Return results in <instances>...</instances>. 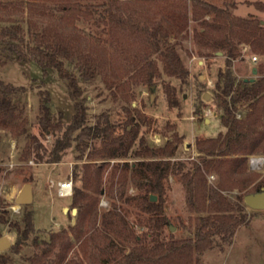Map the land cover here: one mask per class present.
<instances>
[{"label":"trees","instance_id":"1","mask_svg":"<svg viewBox=\"0 0 264 264\" xmlns=\"http://www.w3.org/2000/svg\"><path fill=\"white\" fill-rule=\"evenodd\" d=\"M145 1L153 3L156 0H97L86 5L83 12L103 23L110 42L118 49L122 52L127 50L133 80L148 86L155 84L161 71L182 83L188 81V69L170 37L172 33L185 29L187 19L194 22L196 25L191 30L198 53L209 55L220 51L224 56L225 69L218 70L213 92L224 131L211 138H196L194 147L198 154L196 160L187 166L182 161H171L183 140L181 134L175 133L161 146H150L140 136L136 115L129 109L125 120L115 121L101 114L93 125H87V107L78 77L90 81L101 72L97 57L81 47L71 34L55 25L45 24L38 28L29 22L23 29L18 21L7 19L9 23L0 24V44L14 52L20 61L28 57L40 67L54 68L65 82L76 110L63 129L61 120H53L50 108L43 104L41 134L46 131L53 135L61 133L55 136L45 160L42 154L46 152L45 146L37 135H32L23 146L19 161L26 163L32 157L34 163L59 162L64 150L75 141L76 159L86 156L81 165L82 185L76 187L71 195L72 206L77 208V219L70 230L77 238L80 239V231L89 219L91 228L98 231L99 239L103 238L106 243L102 242L109 249L120 250L116 237L133 238L129 252L123 254V260L118 264H200L199 254L212 245L215 237L228 243L236 229L245 223L243 195L264 186V175L256 181L258 177L249 169L247 162L249 155L264 153V21L237 16L209 0H169L162 6L167 9L164 20L168 26H165L162 18L152 17L153 9ZM253 4L264 10L263 2ZM61 8L81 11L76 2ZM0 21L5 20L0 18ZM242 44L248 45L249 52L260 57L259 62L252 66L255 69L253 77L236 78L232 72L231 61L241 55ZM153 55L162 64V70ZM65 62L77 67L78 75L65 67ZM21 90L22 87L0 79V130L14 136L24 134L27 124L22 108L12 98ZM164 93L169 107L179 105L174 86L165 82ZM238 110H242L244 115L238 117ZM139 117L143 118V115L139 114ZM128 157L135 160L129 164L123 162L121 167L112 165L110 175L105 176L106 160ZM96 159L102 161L94 163ZM213 173L216 181L212 184L207 176ZM169 174L182 181L187 206L196 216L190 235L180 239L170 235L162 240L160 235L167 223L164 180ZM72 175H77L74 170ZM30 179L31 175H28L23 182L29 183ZM129 179L137 189L143 190L141 195L123 197V193L118 191V187L128 183ZM234 189L238 192L229 199L227 193ZM151 194L156 200L149 198ZM98 195H105L111 201L109 209H98ZM116 199L128 205L134 204L148 215L154 232L148 242L127 230L128 220L124 214L129 208L118 206ZM19 219L22 226L18 227L19 237L12 245V251H17L20 239L27 238L34 230L32 209L27 205H22ZM66 235L65 230L51 234L42 253L31 257L32 264H62L73 245ZM86 237L85 234L83 239ZM57 247L58 252H55ZM54 252L55 260L50 257ZM8 261V256L0 252V264H8Z\"/></svg>","mask_w":264,"mask_h":264},{"label":"rangeland","instance_id":"2","mask_svg":"<svg viewBox=\"0 0 264 264\" xmlns=\"http://www.w3.org/2000/svg\"><path fill=\"white\" fill-rule=\"evenodd\" d=\"M96 1L0 0V18L5 20L0 21V24L9 23L8 20L12 19L18 21L23 29H26L30 23L38 28L52 24L61 31L71 34L81 47L97 57L101 71L90 81H83L78 77V83L82 87V99L87 107V125H93L101 114H106L115 121L125 120L126 110L129 109L136 115L140 136H143L150 146H161L167 139H172L175 133L181 134L183 140L178 144L175 157L171 158V161H182L190 166V162L196 160L198 154L194 147L195 139L211 138L224 131L220 121V109L217 108L213 96L217 72L219 69H225L224 56L222 53L200 55L191 30L196 24L187 19L185 29L180 33H172L170 40L175 43L180 58L188 69V81L182 83L161 71L160 77L155 79L153 86L135 82L131 76L132 66L129 65L126 56L127 50L122 52L118 49L110 42L103 23L83 12L87 9L86 5ZM167 1L169 0H156L153 3L145 1V4L153 9L152 17L162 18L165 26H168L164 20L167 9L162 6ZM209 1L219 7H226L237 16L255 17L264 21V10L253 4L258 1L264 3V0ZM74 2L79 4L80 12L61 8L62 5H71ZM242 45L241 55L231 61L232 72L236 78L253 77L251 67L255 62H259L260 57L256 55V61H251L250 57L253 54L249 52L248 45ZM152 58L162 70V64L156 56L153 55ZM65 67L78 75V69L72 63L65 62ZM0 79L23 88L12 98L22 108L23 117L27 122L25 133L20 136L0 130V238L5 236L10 242V245L0 249V252L8 256V264H32L31 257L36 253H42L51 234L65 230L66 239L73 245L62 264L120 263L123 254L128 253L133 245V238L116 237L115 242L120 250L109 249L105 245L106 241L103 238L99 239L98 231L91 228L89 219L85 221L80 231V239L77 238V235L70 230V226L75 225L77 219V208L71 203L72 194L63 197L57 195L58 181L71 178L72 193L76 187L82 185L81 165L86 161V156L76 159L78 155V151L75 150L76 142L73 141L71 146L64 150L59 162L34 163L32 157L26 163L19 161L21 150L32 135H37L45 146L46 152L42 153L45 160L55 136L61 133L53 135L46 131L44 135L41 134L43 104L50 108L52 113L50 117L53 120H61L63 129L64 125L71 121V116L76 110L68 96L65 82L58 77L54 68L40 67L28 57L20 61L16 58V54L7 50L3 44H0ZM165 82L174 86L179 101L177 107L167 105L164 93ZM139 114L143 115V118H140ZM243 115L244 112L238 110V117ZM76 133L74 132V135ZM136 145L135 143L134 147ZM251 158L257 159L259 163L252 165ZM134 160L135 158L131 157L106 160L108 167L105 176L110 175L112 165L121 167L123 162L129 164ZM101 161L96 159L94 163ZM247 162L249 169L258 177L256 181L260 180L264 175V153L249 155ZM73 170L77 174L74 177ZM28 175H31L29 183L32 188V200L27 206L32 209L34 230L27 238L20 239L17 251H12V245L19 237L18 227L22 226L19 219L22 205L16 204L14 198ZM207 180L213 184L216 181L215 174L208 175ZM164 181L166 188L164 213L167 216V223L160 237L166 240L172 235L173 238L180 239L182 236L190 235L196 214L187 206L182 181H178L173 174H169ZM127 182L121 188L118 187L123 197L139 196L143 193V190L137 189L131 179ZM252 185L253 183L249 187ZM237 192L234 189L227 193V196L233 199ZM116 204L122 208H129L124 214L128 220L127 230L148 242L154 235L148 215L134 204L128 205L119 200ZM242 204L245 206L243 210L246 213L245 223L236 229L228 243L215 237L212 245L199 254L200 264H264V210L249 208L245 205L244 199ZM63 205H65L64 211H62ZM97 206L100 211L107 210L111 207V201L105 195H98ZM72 208H76V213L71 212ZM85 234L87 237L83 239ZM58 249L57 247L55 252H58ZM55 252L50 256L53 260L56 257Z\"/></svg>","mask_w":264,"mask_h":264},{"label":"water","instance_id":"3","mask_svg":"<svg viewBox=\"0 0 264 264\" xmlns=\"http://www.w3.org/2000/svg\"><path fill=\"white\" fill-rule=\"evenodd\" d=\"M217 54H221L220 51L216 52ZM255 73V69H252V74ZM52 108V106H51ZM244 196V203L251 209L255 210H264V186L254 192H247ZM149 198L152 200H156L155 195H150ZM32 200V188L30 183H24L23 186L17 192L14 202L18 205H29ZM73 214L76 213V208H72L71 211ZM172 229V228H171ZM10 245L8 238L3 236L0 238V249H4Z\"/></svg>","mask_w":264,"mask_h":264},{"label":"built area","instance_id":"4","mask_svg":"<svg viewBox=\"0 0 264 264\" xmlns=\"http://www.w3.org/2000/svg\"><path fill=\"white\" fill-rule=\"evenodd\" d=\"M256 58L257 57L255 55H252L250 57L251 61H254V62L256 61ZM250 162L252 163V165H254L255 163H259V162H257V159H255V158L254 159L251 158ZM56 184L58 185V187H57L58 196L63 197V196H69L72 194L73 184H72L71 178H68V179L62 180V181H58Z\"/></svg>","mask_w":264,"mask_h":264},{"label":"crops","instance_id":"5","mask_svg":"<svg viewBox=\"0 0 264 264\" xmlns=\"http://www.w3.org/2000/svg\"><path fill=\"white\" fill-rule=\"evenodd\" d=\"M199 62V61H198ZM251 74H252V67H251ZM243 77H245V76H243ZM242 77V78H243ZM68 179V178H67ZM58 195V194H57ZM61 197V196H60ZM65 210V205H63V207H62V211H64Z\"/></svg>","mask_w":264,"mask_h":264}]
</instances>
